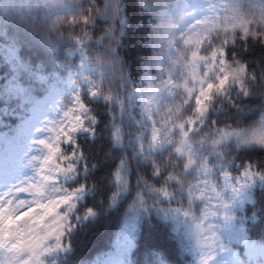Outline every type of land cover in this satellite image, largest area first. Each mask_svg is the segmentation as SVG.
Instances as JSON below:
<instances>
[{
    "label": "snow or ice",
    "instance_id": "snow-or-ice-1",
    "mask_svg": "<svg viewBox=\"0 0 264 264\" xmlns=\"http://www.w3.org/2000/svg\"><path fill=\"white\" fill-rule=\"evenodd\" d=\"M206 2L210 14L189 21L179 35L156 38L167 58L162 77L149 75L151 61H145V83L130 90L126 64L116 55L126 24L122 0H84L74 13L48 14L42 24L50 37L66 36L77 46L94 40L98 46L94 54L82 58V70H99L98 77H82L87 97L106 102L113 146L133 141L140 162L150 165V174L137 179L130 211L155 208L165 220L185 218L199 252L198 264L217 257H222L218 264H253L264 258V242L253 240L250 228L264 225V212H257L256 195L248 191L239 207L243 212L245 204L251 205L250 215L234 223V205L224 193L230 190L235 197L255 178L264 181V167L258 166L264 160H245L235 178L227 171L239 151L264 152V110L256 112L251 103H244L259 99L264 104V56L242 58L255 47L264 48V0ZM140 6L150 9L151 0H140ZM96 17L107 24L100 35L87 27ZM137 99L140 117L129 126L128 109ZM224 104L239 114L234 123L226 118L221 124L216 118L227 111L221 108ZM249 112L253 116L245 123L241 115ZM97 119L78 87L59 118L47 121L43 129L47 135L34 141L39 154L25 165L32 168V175L0 192V264H57L60 253L71 251L69 236L77 223L96 215L91 208L83 216L75 212L85 185L70 189L62 180L96 167L84 163L77 134L91 136ZM200 147L215 153L222 168L219 180L210 178L208 156L197 150ZM127 169V161L121 159L113 173L116 187L109 207L129 191ZM189 170L193 176L186 175ZM231 244L243 245L244 259ZM109 264L122 262L115 258ZM159 264H167L163 254Z\"/></svg>",
    "mask_w": 264,
    "mask_h": 264
},
{
    "label": "trees",
    "instance_id": "trees-1",
    "mask_svg": "<svg viewBox=\"0 0 264 264\" xmlns=\"http://www.w3.org/2000/svg\"><path fill=\"white\" fill-rule=\"evenodd\" d=\"M168 1L151 0L152 7L144 10L140 0H122L126 24L116 55L126 64V88L129 90L143 83L145 61L155 56L158 23L162 7ZM83 3L84 0H0V173L10 170L0 177V192L32 175V168L25 165L31 156L39 154L34 141L47 135L43 131L47 121L57 119H52L46 111L56 113L58 106L64 109L76 91H72L71 83L76 82L81 86L80 95L98 118L91 136L84 132L77 134L84 163L96 167L82 176L62 180V185L71 189L83 183L85 190L76 202L75 212L83 216L91 208L96 215L77 223L69 236L71 251L60 253L56 257L57 264H104L112 256H119L122 264H159L160 254L167 264H196V246L179 228L177 218L165 220L155 208L138 212L129 209L137 179L150 174V165L140 162L133 141L113 146L106 102L87 97L82 77H98L99 70L86 72L81 64L85 54L92 55L98 50L95 41L77 46L66 36L50 37L42 24L44 16L68 15ZM87 27L93 35H100L107 24L103 18L96 17ZM261 56H264L261 47L242 54V58L248 60ZM154 70L152 66L148 69L152 73ZM244 103H251L256 112L264 110L259 99H246ZM221 108L227 111L216 114L219 123H224L226 118L227 122L234 123L239 115L236 110L226 104ZM128 112L131 126L140 117L138 99L133 101ZM252 116L249 112L241 118L247 123ZM121 159L128 164L129 191L121 194L114 207H109L116 187L113 173ZM245 160L262 161L264 152L239 151L227 171L238 174V165ZM250 191L256 195L257 212H264V181L260 180ZM250 207L245 204L243 212L239 207L234 223H239L241 216L250 215ZM250 234L258 243L264 242V225L250 228ZM230 247L241 259L245 258L243 245L231 244ZM253 264H264V258H256Z\"/></svg>",
    "mask_w": 264,
    "mask_h": 264
},
{
    "label": "rangeland",
    "instance_id": "rangeland-1",
    "mask_svg": "<svg viewBox=\"0 0 264 264\" xmlns=\"http://www.w3.org/2000/svg\"><path fill=\"white\" fill-rule=\"evenodd\" d=\"M216 3H222L224 0H215ZM209 10H208V4L206 0H169L168 2L164 3V6L162 7L161 11V20L158 23V28H157V37L163 38L165 35H167L169 38L172 35H179V32L184 29L186 24L189 21H194L197 18H202L205 15H208ZM156 38H155V44H156V52L154 58L151 60V66L154 67L156 70V73L149 72V75H151L154 79L158 77H162L163 73L161 72V68L165 66L167 58L161 55V52L163 51L160 46L156 43ZM145 83V77L143 79V85ZM71 89L74 91V89L77 90V88H81L79 84H76V82L71 83ZM194 104V101H193ZM67 106V105H66ZM63 109L58 106L57 112H50L46 111L49 113L50 117L54 119L55 117L58 119L60 112ZM28 125V124H27ZM29 126V125H28ZM200 153L207 154L208 156V163L209 167L211 168L210 172V178L213 180H219V172L222 170L220 162H218L217 157L214 152L210 151L206 147H200L197 149ZM235 178L238 174L230 172ZM188 176H193L194 173L192 170H189L188 173H186ZM260 179L255 178L251 184L243 188L239 195H236L233 197V194L230 193V190H226L224 193L225 200L229 204H233V212L239 208V201L244 198V195L251 190L253 186H255L257 183H259ZM171 190V189H170ZM202 202H197V204H200ZM178 226L179 228L185 232V234L191 239L190 237V227L188 222L185 221V218L178 217L177 218ZM235 222V221H234ZM218 223L222 224V221H218ZM218 231L220 232L222 238L226 239V235L224 234L223 228H219ZM193 244L195 245L194 241L191 239ZM196 246V245H195ZM197 249V247H196ZM229 254L226 253L224 254V258H226ZM115 258H119V256H112L107 259V261L104 264H109V262ZM222 257H217V260L210 261L209 264H218V260L221 259ZM199 261V252L197 249V259H196V264H198Z\"/></svg>",
    "mask_w": 264,
    "mask_h": 264
}]
</instances>
